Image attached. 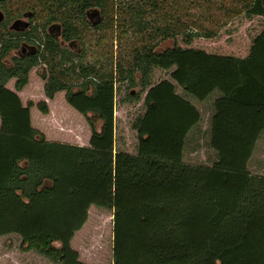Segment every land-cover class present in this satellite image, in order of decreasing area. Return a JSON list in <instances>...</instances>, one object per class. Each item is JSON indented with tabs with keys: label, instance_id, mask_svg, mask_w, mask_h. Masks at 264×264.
I'll return each instance as SVG.
<instances>
[{
	"label": "trees",
	"instance_id": "obj_1",
	"mask_svg": "<svg viewBox=\"0 0 264 264\" xmlns=\"http://www.w3.org/2000/svg\"><path fill=\"white\" fill-rule=\"evenodd\" d=\"M121 1L128 25L138 32L151 27L162 38L182 32L176 23L148 21L164 0ZM238 1L245 17L264 18V0ZM90 2L103 13L108 6L105 0ZM65 13L63 38L69 40L77 33ZM34 32L15 34L0 24V236L17 234L27 249L58 264H86L70 241L96 205L113 210V264H264V175L247 168L264 130V30L245 57L144 45L134 51L128 72L119 65L122 79L133 85L138 69L142 89L148 87L144 112L131 124L137 133L133 154L114 148L115 72L75 63L71 50L53 36L45 48L6 61L19 47L13 37ZM184 34L187 42L202 36ZM40 63L49 64L48 75L41 74L44 95L53 99L65 92L66 102L90 127L88 146L46 140L31 125L33 103L23 106L16 92ZM153 68H173L171 80L150 86ZM13 78L15 90L6 88ZM176 84L200 100L213 90L221 93L210 134L218 159L210 167L182 160L185 138L200 115L176 93ZM37 108L48 112L45 101ZM94 120L102 122L99 130Z\"/></svg>",
	"mask_w": 264,
	"mask_h": 264
},
{
	"label": "rangeland",
	"instance_id": "obj_2",
	"mask_svg": "<svg viewBox=\"0 0 264 264\" xmlns=\"http://www.w3.org/2000/svg\"><path fill=\"white\" fill-rule=\"evenodd\" d=\"M35 1L25 0L27 4L25 7L27 9L35 7ZM19 4L20 0H6L0 3V10L6 11L10 20L16 14ZM107 4L104 13L92 16L100 27L87 30L82 48L78 46L76 53L71 52L75 63L79 59L84 64L93 65L100 73H107L110 70L115 72L114 148L132 154L136 153L137 133L131 128V124L144 112L143 99L148 87L142 89L141 73L138 69H134L132 73L133 85H130L128 78H121L118 69L120 65L125 72H128L136 49L147 45L163 50L178 45L183 48L203 49L212 54L245 57L249 53L254 37L264 30V18L245 17L238 0L160 1V9L151 13L148 21L152 22L153 26L176 23L175 25L182 29L181 33L164 38L155 35L151 27L140 33L128 25L129 13L125 1L108 0ZM189 31L198 32L202 36H196L191 42H187L188 37L184 33ZM206 31L211 32L212 36L206 37L204 35ZM39 35L41 36V33ZM61 66L65 67V65ZM56 70L53 69L54 72H57ZM172 70L173 68L168 70L153 68L149 78L150 86L164 79L171 80ZM47 72H49V64L40 63L33 67L29 72L28 84L19 94L18 91L16 92L23 106L28 102L33 103L31 125L38 129L46 140L88 146L91 136L90 127L85 116L66 102L65 92H57L52 100L46 99L43 92L46 80L41 74ZM72 81L81 82L83 79H72ZM14 82V78L10 79L5 87L15 90ZM175 86L176 93L193 105L200 115L198 123L187 133L182 160L187 164L210 167L218 159L216 151L210 145V134L214 103L221 93L219 90H213L205 99L200 100L181 86L177 84ZM127 93H131V96L138 95V98L129 99L126 97ZM41 101L46 102L48 114L38 110L37 104ZM88 116L95 118L92 113ZM94 121L96 129L99 130L102 122ZM247 168L252 174L264 175V130L255 143ZM56 246L59 244L56 243ZM70 246L78 252L79 260L86 264H113V210L91 205L87 210L85 223L75 232ZM0 264L58 263L50 261L34 250L27 249L26 245H22L19 235L7 234L0 236Z\"/></svg>",
	"mask_w": 264,
	"mask_h": 264
},
{
	"label": "flooded vegetation",
	"instance_id": "obj_3",
	"mask_svg": "<svg viewBox=\"0 0 264 264\" xmlns=\"http://www.w3.org/2000/svg\"><path fill=\"white\" fill-rule=\"evenodd\" d=\"M4 1L6 0H0V3ZM106 1L108 2V0ZM72 2L73 7L71 6ZM63 3L67 6L62 5ZM83 3L87 4V6L82 9ZM90 3V0H36L35 7L27 9L25 7L27 5L25 0H20L16 14L10 20L7 18V12L0 10L3 15V20L0 24L4 23L9 31L21 34L35 29V32L31 36L16 35L13 37L20 40L19 47L12 50L11 55L9 58H6V61H9L12 56H26L35 53L37 46L45 48L44 43L49 36H53L61 48H66L76 53V47L80 46L82 48L87 30L99 24L96 20L92 19V16L103 13L101 8L91 7ZM65 11L70 12L69 22L76 30L74 33H77V35H72L69 40L63 38V14H66ZM17 20L26 22L28 25L21 30L12 29V24ZM11 21L12 23H10ZM21 26V24L18 25L19 28H22ZM39 33H41V36Z\"/></svg>",
	"mask_w": 264,
	"mask_h": 264
},
{
	"label": "water",
	"instance_id": "obj_4",
	"mask_svg": "<svg viewBox=\"0 0 264 264\" xmlns=\"http://www.w3.org/2000/svg\"><path fill=\"white\" fill-rule=\"evenodd\" d=\"M3 20V15H2V13L0 12V22ZM19 24H21L22 26V28H19L18 27V25ZM28 24L26 23V22H21V21H19V20H17V21H15L13 24H12V26H11V28L12 29H15V30H21V29H23L24 27H26ZM132 93V92H131Z\"/></svg>",
	"mask_w": 264,
	"mask_h": 264
},
{
	"label": "crops",
	"instance_id": "obj_5",
	"mask_svg": "<svg viewBox=\"0 0 264 264\" xmlns=\"http://www.w3.org/2000/svg\"><path fill=\"white\" fill-rule=\"evenodd\" d=\"M22 90V89H21ZM20 90V91H21ZM20 91H18V94L20 93ZM46 99H48V98H46ZM49 100H52V99H49ZM34 106H32L31 108H30V121H31V124H32V108H33ZM45 114H48V112L47 113H45Z\"/></svg>",
	"mask_w": 264,
	"mask_h": 264
}]
</instances>
